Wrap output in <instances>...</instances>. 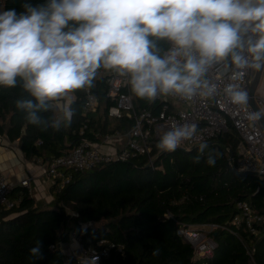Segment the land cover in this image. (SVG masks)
<instances>
[{
	"label": "trees",
	"instance_id": "16d2710c",
	"mask_svg": "<svg viewBox=\"0 0 264 264\" xmlns=\"http://www.w3.org/2000/svg\"><path fill=\"white\" fill-rule=\"evenodd\" d=\"M24 2L5 0V10L22 11ZM158 45L162 54L169 46L166 41H158ZM93 90L99 104L82 133L85 89L74 92L70 126L42 130L29 124L25 113L16 108L18 99L29 98L22 81L18 78L13 88L0 86V133L19 139L27 157H41L45 162L72 150L84 138L100 142L116 130L126 134L134 119L109 115L115 100L108 96L106 78L98 72ZM133 95L136 108L159 105ZM42 115L50 120L54 112ZM240 139L231 124L228 131L206 141L209 147L198 164L193 157L198 155L199 144L167 152L158 149L157 142L150 154L84 170L62 168L69 179L60 185L62 177L57 178L52 186L53 200L48 204H39L26 186L13 188L11 197H20L19 204L12 209L0 207V264H77L78 259L63 249L74 232L87 246L100 239L122 246V250L114 248L103 257L102 264H264V234L253 235L232 223L239 213V201H249L264 211V177L236 174L230 168L229 151L234 153L236 167ZM208 153L216 157L214 166L206 163ZM210 222L225 227L211 233L217 241L213 253L196 257L192 243L179 229ZM233 231L254 246L255 263L249 262L245 243ZM37 240L42 241V260L30 255ZM156 249L159 254L153 255Z\"/></svg>",
	"mask_w": 264,
	"mask_h": 264
},
{
	"label": "clouds",
	"instance_id": "9594fccd",
	"mask_svg": "<svg viewBox=\"0 0 264 264\" xmlns=\"http://www.w3.org/2000/svg\"><path fill=\"white\" fill-rule=\"evenodd\" d=\"M21 7L0 11V86L22 81L29 98L16 108L42 130L70 126L74 112L62 101L91 87L101 68L128 77L133 93L149 100L213 95L206 76L215 65L233 68V81L264 69V0H25ZM158 41L169 44L163 54ZM224 91L235 104L248 102L235 84ZM50 110L49 120L42 113ZM196 132L174 126L156 147L174 152ZM208 147L199 144L194 163ZM206 163L214 166L216 157L208 153ZM30 255L44 259L41 240Z\"/></svg>",
	"mask_w": 264,
	"mask_h": 264
},
{
	"label": "built area",
	"instance_id": "2783aa9c",
	"mask_svg": "<svg viewBox=\"0 0 264 264\" xmlns=\"http://www.w3.org/2000/svg\"><path fill=\"white\" fill-rule=\"evenodd\" d=\"M5 10V0H0V11ZM169 47V46H168ZM254 69L244 70L243 76L238 80H231L233 68L226 65H215L207 73L206 79L215 88L211 96L197 94L191 99L182 98L179 95H158L151 101H157L156 107L136 108L134 95L131 91L129 78L120 75L114 70H98V74L106 78L108 96L115 100L109 108L111 117L119 118L128 116L134 119L133 126L123 134L119 130L107 134L103 138L104 143L124 138V144L118 150L110 152L102 148L103 142H94L84 138L79 145L72 150L55 156L51 161L45 162L47 173L53 181L62 177L60 185L69 179L62 168L70 167L84 170L98 164L114 161L128 160L137 155L150 154L154 143L159 142L164 132L174 126L183 124L194 125L196 135L191 140L183 141L179 147H191L219 137L228 131L231 124L238 130L241 139L237 146V166L240 171L257 172L264 177V128L259 119L255 118V111L249 103L235 104L226 95L224 89L228 84H235L248 93L249 77ZM85 89L83 114L86 116L81 128L83 133L89 127L90 114L97 110L99 98L91 87ZM257 103L264 109V98L256 95ZM97 135V132L95 133ZM43 162V160H42ZM31 191L30 178H25L20 183ZM13 184L4 174L0 173V207L12 209L19 204V198H12ZM239 213L233 218L232 223L237 227H244L245 231L253 235L264 234V211L254 208L249 201L243 200L237 203ZM204 226L209 228L205 232L211 240L200 237L204 234ZM219 227H225L216 223L198 224V228L181 227L179 232L190 241L194 247L196 257H205L213 253L217 247V241L211 235ZM235 232V231H233ZM246 245L249 262H254V246L249 244L246 237L235 232ZM76 241L78 253L77 264H102L103 257L110 255L114 248L122 250V246L108 239H100L95 245H84L76 232L72 237ZM204 240V241H201Z\"/></svg>",
	"mask_w": 264,
	"mask_h": 264
},
{
	"label": "crops",
	"instance_id": "0c3cea01",
	"mask_svg": "<svg viewBox=\"0 0 264 264\" xmlns=\"http://www.w3.org/2000/svg\"><path fill=\"white\" fill-rule=\"evenodd\" d=\"M256 70L250 74V80L254 77ZM257 95L264 98V69H262ZM74 93H70L66 101L69 106L74 99ZM55 107V105H53ZM58 115V113H55ZM124 144V138L104 143V150L114 152ZM41 157H27L20 146L19 139H11L7 133H0V173L4 174L13 184V188L20 186L21 181L30 178L31 194L39 204H48L53 200V179L47 173L45 162ZM76 247V241L72 238L69 243L63 245V249ZM76 249V248H75Z\"/></svg>",
	"mask_w": 264,
	"mask_h": 264
},
{
	"label": "water",
	"instance_id": "95a60500",
	"mask_svg": "<svg viewBox=\"0 0 264 264\" xmlns=\"http://www.w3.org/2000/svg\"><path fill=\"white\" fill-rule=\"evenodd\" d=\"M262 70H256V73L254 77L248 82L249 86V103L252 106L255 113H261V117L259 118L263 128H264V109L262 106H260L256 101V95H257V89L260 82ZM234 160V153L232 150L229 151V165L231 170L236 174H248V173H255L259 174L257 172H251V171H240L235 167V164L233 162ZM261 176V175H260Z\"/></svg>",
	"mask_w": 264,
	"mask_h": 264
},
{
	"label": "rangeland",
	"instance_id": "374dc122",
	"mask_svg": "<svg viewBox=\"0 0 264 264\" xmlns=\"http://www.w3.org/2000/svg\"><path fill=\"white\" fill-rule=\"evenodd\" d=\"M101 143L103 142V140L102 141H100ZM103 144H104V142H103ZM54 183V182H53ZM190 228L192 229V230H194V229H200V228H198V225H191L190 226ZM207 231H209V228L208 227H206V226H204V234H202L200 237H203L204 238V240H211L212 241V239H211V237H210V235L208 234L207 236H206V234H205V232H207ZM204 240H201V241H204ZM64 252L67 254V255H72V256H75L76 258H77V256H78V253H77V251H76V249H75V244H73V248L71 249H67V248H64Z\"/></svg>",
	"mask_w": 264,
	"mask_h": 264
}]
</instances>
